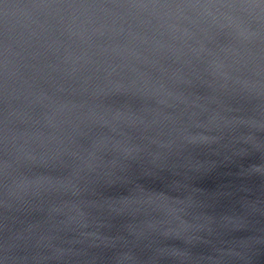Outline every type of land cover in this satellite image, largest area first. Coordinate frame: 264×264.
I'll return each mask as SVG.
<instances>
[{
  "label": "water",
  "instance_id": "water-1",
  "mask_svg": "<svg viewBox=\"0 0 264 264\" xmlns=\"http://www.w3.org/2000/svg\"><path fill=\"white\" fill-rule=\"evenodd\" d=\"M0 264H264V0H0Z\"/></svg>",
  "mask_w": 264,
  "mask_h": 264
}]
</instances>
